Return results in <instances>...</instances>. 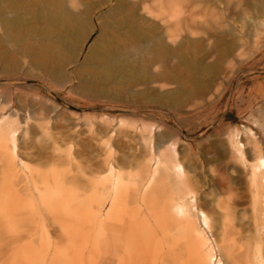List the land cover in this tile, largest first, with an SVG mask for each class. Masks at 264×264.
Wrapping results in <instances>:
<instances>
[{
	"label": "rangeland",
	"instance_id": "374dc122",
	"mask_svg": "<svg viewBox=\"0 0 264 264\" xmlns=\"http://www.w3.org/2000/svg\"><path fill=\"white\" fill-rule=\"evenodd\" d=\"M18 1L0 0V119L16 130L18 156L15 175L0 172V264H199L193 232L160 230V214L176 197L169 182L149 179L159 140L167 147L162 157L174 147L193 183L186 203L192 196L195 210L191 203L186 209L204 229L214 264H253L250 239L264 253V222L255 234L248 181L256 154L264 156L259 0H172L171 9L166 0H139L138 6L121 0L117 9L119 0H76L75 6L69 0ZM59 6L81 12L90 28L83 43L68 40L77 48L72 56L45 54L52 42L45 53L35 45L53 28L37 12ZM11 19L16 23L8 25ZM179 25L168 41L165 28ZM105 41L119 59L98 57L84 65L90 47L94 59ZM147 44L174 52L152 59L140 52ZM104 66L114 78H106ZM231 141L244 146L246 161ZM72 176L79 182L69 189ZM115 176L121 180L117 211L109 199L99 206L108 193L105 180ZM200 210L210 217V229Z\"/></svg>",
	"mask_w": 264,
	"mask_h": 264
},
{
	"label": "bare ground",
	"instance_id": "6f19581e",
	"mask_svg": "<svg viewBox=\"0 0 264 264\" xmlns=\"http://www.w3.org/2000/svg\"><path fill=\"white\" fill-rule=\"evenodd\" d=\"M11 1H12L13 5H15V3H17V2H20L18 0H11ZM126 1H127V3L129 2L132 6H134V5H137L138 6L139 5V2H138L139 0H126ZM166 1H168V0H166ZM169 1H171V4H172V0H169ZM69 2H71L72 5H74V6L76 5V0H69ZM122 2H123V0H122ZM122 2H121V0H119L117 2V4H115V6L113 7V9H117V8L123 7V5H122L123 3ZM153 2H155V1H153ZM37 3H38V6H37L38 9L41 10L40 3L39 2H37ZM148 3H150V2H148ZM165 3H167V2H165ZM83 4H84V1H83ZM165 5L168 6V4H165ZM81 6H83V5H81ZM86 6H87V4H86ZM144 7H145V5H144ZM149 7H151V6H149ZM156 7H155V9H156ZM169 7H170V4H169ZM256 7L259 10H264V0H259V2L257 3ZM100 8H102V7H100ZM87 9H89V8H86V10ZM165 9H166V7H165ZM96 10H97V8H96ZM161 11H163V10H161ZM135 12H137V11H135ZM167 12H169V10H167ZM79 13H81V12H79ZM79 13H73V12L71 13V12L67 11L64 8H61V6L58 7V10H54V11L51 10V11H48L47 13H44L42 11L37 12V16H38L39 20H41V21L47 20V22H51L52 27H53L50 34L49 33L48 34L41 33L38 36L39 39L36 38V40L38 39V43L35 44V45H38L39 52L41 50L42 53H45L46 51H45V49H43V47L45 46V44H47V42H50V43L52 42V44H53L54 47L51 50H48L50 52L47 51L48 53H45V54H50V56L52 55V57L53 56L59 57L61 54H64V53H68L71 56L73 54H75L76 51H77L76 50L77 48L75 50L74 49H71V46L68 45V40H73L75 42V44H77L79 42H82L83 43L88 38V31L90 29L88 27L86 21L83 20V18L82 19L80 18ZM149 14H150V12H149ZM155 14L158 15V12L155 13ZM162 14H160V16ZM169 15H170V12H169ZM189 15H190V13H189ZM165 17H168V16H165ZM162 18H164V17H162ZM187 19L188 18H186V20ZM189 19H190V17H189ZM159 21H160V19H159ZM163 21L161 20V23ZM178 21H179L178 23H180V25L184 23V21H183L182 18H178ZM188 22H189V20H188ZM15 23H16L15 22V19L14 20L11 19L8 22V25L9 24L10 25H13ZM180 25H179V27L177 26L178 28H176V27L171 28L169 26L165 28V32L164 33L166 34V36H167L166 38H167L168 41L172 40V38L175 37L173 35L174 33L173 32H172L173 34L171 33V29H173L174 31L177 32V30L179 31L181 29V26ZM141 30L144 31L145 28L142 27ZM159 37H161V36H159ZM178 37H180V36H178ZM99 39H100V37H99ZM34 40H33V42H34ZM174 40H175V38H174ZM94 41H95V39H94ZM96 43H97V41L94 42L93 46ZM171 45H172V43H171ZM93 46L90 47V49L88 51V54H87V56L85 58V61H84V65L90 66L91 65V62H94L95 60H98L97 59L98 57L103 58L106 61L107 60H109V61H115V60L119 59V57H120V55L119 54H116V52L114 51V48L112 47L111 42L109 41V42L106 43V41H105V44H103L102 47L100 48V50H98V53H97L98 56L95 57L94 59H92L91 58V53L92 52L95 53ZM32 47H33V45H32ZM159 47H160V49H159ZM141 51H142V53L144 55L148 54L152 59H154V57H156L158 54H163L166 58H171V56H172V54L174 52L172 48H170V47H168L166 45L164 46V45H158V44H153L152 46H149V44H147L146 47L144 48V50H140V52ZM38 53H37V55H39ZM47 56H45V57H47ZM52 57H49V58L52 60L53 59ZM32 59H33V57H32ZM39 59H41V57ZM58 59H60V58H58ZM51 60H49L48 62H50ZM56 61H58V60H56ZM96 62H98V61H96ZM44 63H45V61H44ZM164 63H165V61H164ZM42 64H41V66H42ZM102 64L105 65L104 63H102ZM54 68H53V70H56ZM105 68L108 69V67H105L104 66V69ZM50 69L52 70V67ZM47 70H48V68H47ZM56 71H58V70H56ZM111 71L112 70L109 68L108 71H107L108 72V76H106L107 79H108V77L109 78H114V75L115 74H113ZM60 72L62 73V71H60ZM50 73H49V75H50ZM56 74H58V73H56ZM1 121L2 120L0 119V172H2L4 174H8V175H10V174H14L15 175L14 165L16 164V158H18L17 153H16V150H17V146H16V130L12 127V124L11 123L4 124V122L1 123ZM248 135L249 136H253L254 137L253 139L255 140L254 133L250 129L248 130ZM251 143H253L254 148L258 151L259 148L256 147L257 145L252 140V137H251ZM231 145H232V148L237 153L239 160L242 161V162L246 161L245 151L243 149L244 146L240 142H236L235 143L233 141H231ZM157 148L159 150L158 153H157V155L156 156L154 155L152 157V160L155 163V167L153 168V170L151 172V176H150L149 179L151 181L152 178L157 177L159 179H162L163 181L169 182L171 184V186H173V188H172L173 189V193H174V195L176 197L175 198V202L173 204H171V203H166L165 204L164 210L162 211L163 214H160V224H159L160 230L162 232H167V231H170V229H173V228H176V227H180L185 233H192L193 232V235H195V239H193L194 240L193 242H191V241L190 242L194 246V251L199 255V257H198L199 262L198 263L199 264H214L215 257L213 255V253L212 254H208V252H207V250H210L211 251V248L212 247H211L210 242L208 241V239H206L205 236L203 235V230L204 229H201V227H197L194 224V222L191 219V215L192 214H190V212H188V210L186 209V207H188L187 206L188 203H191L192 204L191 205L192 210H195V207H194V202L195 201L192 198V196H191V198L189 197L190 198V202L186 203L187 197L190 196V194L193 193V190H194L193 183L191 182V180H189L188 176L186 175V173L184 171V168H183V166L181 165V163L179 161V157L177 158V154H176V152H174V147H170V148H172L173 151H171V156L169 158H167V159H165L164 157H162V151L167 148L166 145H165V141L159 140V143L157 144ZM161 148H163V149H161ZM256 155L257 156L255 157L254 162L250 166V170H251L250 174L251 175H250L248 181H249V193L251 194V198H252V201H251V203H252L251 204V217L253 219L252 220V223H253V225H255V226L257 225L258 226V228L255 229V234H258L259 235L260 234V229H261V227L263 225V222H264V156L261 155L260 153H258ZM19 163H20V167L23 168V170L24 169H27L28 172H29V175L32 174L31 173L32 171L30 170V168L28 167V165L24 161H22L20 159ZM105 165L106 166L108 165L107 162L105 163ZM73 166H75V168L79 172L80 171L81 172H84L85 171L84 169H81L80 166L77 165L76 163H74ZM168 166H169V168H168ZM104 170L106 171L107 168L105 167ZM90 171L91 170H89V173H91ZM115 177H116L115 179H112L111 178L110 180H108V179L105 180L108 183L107 184L108 185L107 186L108 193H107L105 199L103 201L102 200L100 201L99 206L100 207H103L104 204L109 199V201H111V204L113 205V207H115L114 210L117 211L116 205H118V204H117V200L116 199L118 198V195H119V192H120L121 180L117 178L118 176H115ZM7 180H8V178H6L5 181H7ZM77 182H79V180L76 178V176H72L69 179V183L71 185H69L68 188L69 189L75 188ZM223 188L226 190V192H231L230 189H229V187L227 185H224ZM115 211L113 212V216H115ZM222 216L224 218H226L227 217V213L225 212ZM200 217H201V223H202L203 227L206 228V229H210L211 228V219H210V217L203 210H200ZM224 226L225 225L223 224V227ZM250 240H251V242L253 244L252 247H250L251 250L249 249L251 251L252 262H254L253 264H264V253L262 252V246H261V244L260 245L258 244V242L256 241V238H254V240H252V239H250ZM191 253L192 252L190 250L189 254L191 255ZM196 259H194V260H196ZM217 262H218L217 264H224L221 259H219V261H217ZM250 264H251V262H250Z\"/></svg>",
	"mask_w": 264,
	"mask_h": 264
},
{
	"label": "crops",
	"instance_id": "0c3cea01",
	"mask_svg": "<svg viewBox=\"0 0 264 264\" xmlns=\"http://www.w3.org/2000/svg\"><path fill=\"white\" fill-rule=\"evenodd\" d=\"M168 1H169V0H168ZM168 1H167V3H166V4H168V7H169V4H170V7H169V9H171V8H172L171 6L173 5V1H172V4H171V1H169V2H168ZM187 3H188V2H187ZM187 3H186V4H187Z\"/></svg>",
	"mask_w": 264,
	"mask_h": 264
}]
</instances>
